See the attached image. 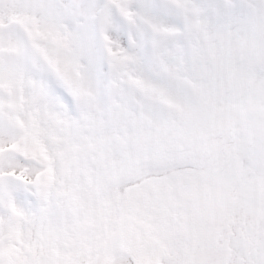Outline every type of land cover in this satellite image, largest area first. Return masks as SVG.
<instances>
[{"label": "snow or ice", "instance_id": "obj_1", "mask_svg": "<svg viewBox=\"0 0 264 264\" xmlns=\"http://www.w3.org/2000/svg\"><path fill=\"white\" fill-rule=\"evenodd\" d=\"M0 264H264V0H0Z\"/></svg>", "mask_w": 264, "mask_h": 264}]
</instances>
